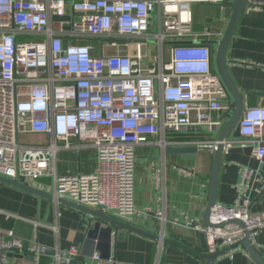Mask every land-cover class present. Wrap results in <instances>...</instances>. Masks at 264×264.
<instances>
[{
  "label": "built area",
  "instance_id": "1",
  "mask_svg": "<svg viewBox=\"0 0 264 264\" xmlns=\"http://www.w3.org/2000/svg\"><path fill=\"white\" fill-rule=\"evenodd\" d=\"M232 1L0 0V176L25 182L51 178L54 202L100 208L131 222L137 212L136 147L217 149V139L180 143L166 135L191 127L216 134L223 114L233 112L231 97L212 70L210 48L201 42L204 34L193 31L191 8L231 6ZM242 111L239 136L223 141V151L251 148L261 163L264 107ZM28 135L38 142H19V136ZM158 135L160 140L153 141ZM81 148L96 150L97 172L57 175L56 156ZM239 174L233 206L216 203L209 226L184 224L205 234L208 253L230 248L227 254L238 249L246 254L238 244L245 233L253 247L264 230V212L250 213L248 197L254 181L262 184L257 193L264 189V178L243 166ZM153 216L165 221L159 210ZM13 253L38 264L46 249L35 239L0 230V264ZM51 254L50 264H121L96 253L82 263L76 247Z\"/></svg>",
  "mask_w": 264,
  "mask_h": 264
},
{
  "label": "crops",
  "instance_id": "2",
  "mask_svg": "<svg viewBox=\"0 0 264 264\" xmlns=\"http://www.w3.org/2000/svg\"><path fill=\"white\" fill-rule=\"evenodd\" d=\"M191 8L193 31L204 34L201 42L210 48L212 70L216 73L214 52L217 44L214 42L222 37L229 18L222 19L223 5L198 3ZM235 24L225 56L228 74L242 95L243 107H264V10L260 7H247ZM229 103L234 108L232 98ZM230 115L223 114L224 121L216 134L191 127L178 135L167 134L166 138L180 143L217 139ZM25 137L28 142L24 144L38 142L36 136ZM152 140L159 141L160 136H154ZM72 143L77 144L75 140ZM167 148L149 145L135 149L133 200L137 212L131 222L115 218L111 212H103L100 208L84 207L96 213L102 211L106 217L123 225L112 224L105 218L79 209V206L71 202H54L51 197L52 180L46 177L29 182L18 180L39 193L0 182V230L11 232L25 241L35 239L44 247L46 255L38 264H50L52 252H65L70 247L78 249V260L82 263L91 262V256L96 253L102 258L114 256L121 264H205L206 260L199 255L207 254L208 251L206 246H201L200 232L185 228L184 224L186 220H193L204 227L203 214L208 204V180L213 153L204 150L197 154L195 160H182L179 155L167 153ZM240 149L235 153H223L217 179V204L229 207L235 203V187L240 181L241 166L258 170L264 178V159L260 163L252 152L244 150L246 148ZM55 167L60 176L96 173V150H63L56 156ZM261 186L260 182L254 181L248 192L251 201L249 212L252 214L264 212V189L256 192ZM144 209H149L150 214L142 215ZM157 210L161 211L165 221L153 216ZM33 222L39 225L34 226ZM124 225L157 236L158 240L133 233ZM53 227L56 231L51 229ZM117 235L119 238L116 239ZM159 240H162L161 245H158ZM176 243L187 247L188 251ZM240 248L243 249L242 246ZM253 249L264 261V230L260 231ZM228 252L221 253L208 264H255L246 250V254L240 249L231 254ZM2 264L35 263L28 255L13 253L8 254Z\"/></svg>",
  "mask_w": 264,
  "mask_h": 264
},
{
  "label": "water",
  "instance_id": "3",
  "mask_svg": "<svg viewBox=\"0 0 264 264\" xmlns=\"http://www.w3.org/2000/svg\"><path fill=\"white\" fill-rule=\"evenodd\" d=\"M247 7L249 8L250 7H260L261 9L264 10V0H233L231 6H224L221 12V16H222V19H225V17L229 18L228 23H227L228 26L225 29L222 37L218 41L214 42L215 45L217 44V48L214 52V65L216 68V74L218 75V77H220L224 88L226 89L230 97L233 99L234 108L229 118L225 121L224 126L222 127V131L218 135L217 142L219 141V143L217 145V149L213 153L212 168H211V173H210V177L208 180L209 181L208 196H207L208 204L203 214L204 216L203 225L204 226H209V217H210L209 214H210L211 208L216 204V200H217L216 198V188H217V183H218L217 179H218L219 170L222 164L221 163L222 156L224 153L223 146L221 143L229 139V137L236 139L239 136L237 123L243 112L242 111L243 98H242V95L239 94V91L237 90V88L235 87V84L233 83L231 76H229L228 74L225 56H226L227 48L230 44L229 42L230 38L232 36L234 27L236 25L235 23L237 22V19L239 18L241 13ZM173 44H177V43H173ZM145 54H146V48L143 47L141 50V55L145 56ZM204 150L206 149L204 148L198 149L197 147H194V146H184V147H168L166 152L169 154L179 155L182 160H195L197 157V154ZM239 150H242V149L240 148L230 149L228 153H235L236 151H239ZM244 150H246L247 152H251L252 149L246 148ZM0 182L10 187L14 186L22 190L39 193L35 189L28 187L26 185H23L17 180L11 181V180H8L0 176ZM79 209L86 210L87 212H89L90 214L96 217L105 218L112 224H117V223L122 224V223H119L118 221H115L111 218L106 217L102 211H99V213H96L91 210L85 209L84 207H79ZM231 223L236 224V225L239 224L240 226H243L240 222L234 221ZM124 227L133 233L135 232L138 234H142L146 237H149L151 239L154 238L155 240H158L157 236H153V235L151 236V235L145 234L142 231L137 230L135 227L133 228L128 225H124ZM199 237H200L201 246L202 248H204L206 246L205 234L200 233ZM117 238H119L118 235L116 236V239ZM164 242H166V240H164ZM238 244L247 251L248 255L251 257L252 261L255 264H264V261L261 259L257 251H255V249H253V247L248 242V233H245V237ZM177 245L181 247L183 250L188 251L187 247L185 248L179 244ZM229 249L230 248H225L221 252L207 253L204 255H199V257H201L202 259H205L206 260L205 264H208L214 258L220 256L221 253L226 252ZM92 252L90 255L93 254ZM103 258H106V257H103Z\"/></svg>",
  "mask_w": 264,
  "mask_h": 264
},
{
  "label": "rangeland",
  "instance_id": "4",
  "mask_svg": "<svg viewBox=\"0 0 264 264\" xmlns=\"http://www.w3.org/2000/svg\"><path fill=\"white\" fill-rule=\"evenodd\" d=\"M163 51H164V53L166 55V53L168 51V46L167 45L164 46V50ZM19 142L25 143V142H28V139L25 136H19Z\"/></svg>",
  "mask_w": 264,
  "mask_h": 264
},
{
  "label": "trees",
  "instance_id": "5",
  "mask_svg": "<svg viewBox=\"0 0 264 264\" xmlns=\"http://www.w3.org/2000/svg\"><path fill=\"white\" fill-rule=\"evenodd\" d=\"M82 43H88V45H92V46H95V43L94 42H82ZM190 139V138H189Z\"/></svg>",
  "mask_w": 264,
  "mask_h": 264
}]
</instances>
